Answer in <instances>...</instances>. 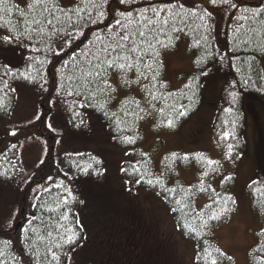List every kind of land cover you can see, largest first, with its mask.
<instances>
[{
    "label": "trees",
    "instance_id": "trees-1",
    "mask_svg": "<svg viewBox=\"0 0 264 264\" xmlns=\"http://www.w3.org/2000/svg\"><path fill=\"white\" fill-rule=\"evenodd\" d=\"M231 2L238 7L229 8L221 4V0H217L215 10L211 0H134L125 5L117 0H107V3L104 0H74L69 6L53 0L47 5L62 20L64 14L54 4L65 9H83L80 14L85 16V21L80 27L55 20L53 24L46 23L43 17L47 14L41 12L35 0H5L0 4L3 9L0 11V47L14 53L11 59L0 57V180L20 187V197L12 212L6 214V220L0 224V264H29V259L32 264H74L73 251L87 235L79 217V209L85 205L83 185L86 181L107 179L104 159L87 147L63 151L57 157L50 151L36 172L25 175L20 160L21 144L36 136L35 130L49 128L46 121L54 101L68 117L71 136L93 134L100 121L114 144L129 149V159L122 163V176L131 181L139 180V185L162 196L178 231L196 242V264H212L213 260L216 264H238L232 255L221 249L214 231L231 221L239 211L232 189L247 149L245 103L255 95L264 100V79L258 78L264 77V5L261 0ZM9 8L11 12L7 11ZM145 8L147 12L142 11ZM153 9L166 10L157 15ZM127 11L132 12L130 18L119 15ZM20 12L24 13V18ZM99 12H104L105 16L100 17ZM89 13L93 19H102L103 25L112 21L113 34L124 32L115 24L113 13L130 30L144 31L147 39L141 47L148 54L142 55L139 62L132 57L134 67L130 70L106 68V77L85 78L88 65L81 49L98 51L107 42L108 33L100 24L83 27ZM207 13H212L211 17ZM34 20H41V24L37 25ZM72 20H77V16L72 15ZM149 20L159 23L149 24ZM153 28L156 31L150 32ZM64 31L73 33L76 39L71 48L65 43L61 51L58 37ZM80 31L83 36L77 35ZM93 32H98L99 38L92 35ZM8 36L13 37L11 43L5 39ZM85 37L93 43L85 41L77 48ZM185 38L189 50L196 52L193 70L180 73V85L172 89L165 78L164 53L176 52ZM137 41L140 42L139 36ZM71 49L76 51L69 57ZM64 60L68 61L66 65ZM242 77L249 81L247 86L241 82ZM220 79L222 84L211 126L213 153L168 149L159 163L156 162L155 155L163 139L157 138L150 148L142 147L148 133L151 130L178 132L200 110L206 96L215 98L211 86ZM19 84L32 87L39 94V116L21 122L3 121L15 107ZM233 91L238 93L235 102L230 95ZM229 108L231 112L227 111ZM180 112L187 114L179 115ZM95 118H98L96 122ZM169 119L174 122L172 126H168ZM225 131L232 135L222 139ZM126 137L134 143H128ZM229 144L233 145L230 154ZM53 174L54 182L47 186V177ZM192 179V183L187 181ZM149 180L153 183L148 184ZM38 182L42 183L41 189L35 197H30ZM45 188L51 190L45 191ZM245 193L251 197L252 208L259 213L258 221L263 223L258 241L249 251V261L250 264H264L262 166L245 187ZM201 197L206 200L199 203ZM31 200L33 205L29 209ZM225 208L227 211H222ZM130 210V224L123 228L125 231L137 227L141 208L131 206ZM213 213L220 218L210 219ZM29 219L32 220L30 225ZM141 232L154 255L162 256L166 263L169 252L174 256L167 244H154L156 231L148 228ZM117 245L111 247V253ZM53 252L58 261L53 259ZM169 261L175 264V258Z\"/></svg>",
    "mask_w": 264,
    "mask_h": 264
},
{
    "label": "rangeland",
    "instance_id": "rangeland-1",
    "mask_svg": "<svg viewBox=\"0 0 264 264\" xmlns=\"http://www.w3.org/2000/svg\"><path fill=\"white\" fill-rule=\"evenodd\" d=\"M19 1L24 2V0ZM60 2L64 6H69L74 3V0H60ZM188 46V40L185 38L176 52L164 53L165 78L172 89L179 87L178 75L180 73L193 70L196 52L190 51ZM11 53L9 48L0 47V57L11 59L14 57V53ZM262 67L264 70V57H262ZM212 84L211 88L215 98L206 96L200 110L184 123L178 132L151 130L148 133L141 144L142 147L150 148L157 138L163 139L161 148L155 155L156 162L160 161V157L168 149L207 150L213 153L211 126L222 79ZM40 109L41 104L37 91L25 84H19L15 107L10 116L6 117L8 119L3 118V121L34 120L39 116ZM51 110L46 121L50 127H42L41 131L35 130L37 135L24 140L21 144L20 160L25 175L29 176L36 172L41 161L50 151L57 157L63 151H75L83 147L100 154L105 161L107 172L105 181L90 180L83 185L85 205L79 209V217L86 228L87 235L73 251L72 262L74 264H102L103 259V264H114L115 256L110 252L111 247L125 240L123 228L130 224V207L135 206L141 208L137 218V227L134 229L136 232L140 233V229L151 228L152 232L153 230L157 232L154 244L162 242L172 250L174 247L179 259L178 262L174 255L175 264H196L197 244L178 231L176 221L162 196L122 176V163L129 159V149L114 144L110 133L100 121L97 122L93 134L91 132L71 136L68 133L70 132L69 120L63 109L54 101ZM245 113L247 149L238 170L237 182L232 189L239 203V211L231 221L217 227L214 231L219 246L223 251L232 255L238 264H250L249 251L257 243L258 232L263 228L262 221H258V211L252 208L251 197L245 193V187L255 177L257 169L261 166L264 168V100L262 97L256 95L251 97L245 103ZM97 119L95 118V122ZM196 120L198 123H195ZM49 177H52V180L46 182L47 186L54 182L55 175H49ZM217 180L218 178L215 182ZM187 181L192 183L194 179ZM38 185L42 187V183H36L30 192V197L38 193L41 188L37 187ZM19 197V185L0 180L1 225L6 220V214L12 212L15 201ZM205 200L201 197L199 203ZM31 208L32 200L29 203V209ZM171 234L172 236L168 237ZM153 262L167 264L159 255H153Z\"/></svg>",
    "mask_w": 264,
    "mask_h": 264
},
{
    "label": "snow or ice",
    "instance_id": "snow-or-ice-1",
    "mask_svg": "<svg viewBox=\"0 0 264 264\" xmlns=\"http://www.w3.org/2000/svg\"><path fill=\"white\" fill-rule=\"evenodd\" d=\"M50 2H53V0H35V3L37 5V7L41 10L42 13H46L47 15H45L43 17L44 21H46V23L48 24H53V21L55 20L57 23H64L67 22L69 23V25L71 24H76L77 27H80L82 22L85 21V16L81 15L80 13L83 12V9H74V8H68L65 9L63 7H60L58 5L54 4V7L57 8L60 12H62L64 14V18L63 20L61 19V17H57L54 15L53 10L48 8V4ZM118 3H120L121 5H125V4H131L134 3V0H117ZM262 5H264V0H261ZM5 0H0V4H4ZM104 3H107V0H104ZM217 4V0H211V5L213 6V9L215 10V6ZM221 4L227 5L229 8H237L238 5L236 3H232L231 0H221ZM29 7H31V5H28ZM95 6V5H94ZM166 9H153L154 12L157 13V15L159 14V11H165ZM0 11H3V9H0ZM7 11L11 12L12 9H7ZM143 12H147L148 9L145 8L142 10ZM72 15H76L77 16V20L73 21L72 20ZM121 17H126V18H130L132 16V12L131 11H127V12H120L119 14ZM207 15L209 17H211L212 13H207ZM20 16L22 18H24V13L20 12ZM99 16L100 17H104L105 13L104 12H99ZM49 17H51V19H49ZM147 19V18H145ZM113 20L115 22L116 25L121 26L124 29L123 34H113L111 31V25H112V21H109V24L107 25H103V21L102 19L97 20V19H93L91 17V14L89 13L87 16V20L86 23H83V27H87L88 24H100L102 25L104 28L108 29V33H107V42L104 43L103 47L100 48L98 51H93L92 49H81V52L83 55H85L86 57V62L88 65V71L85 74V78L87 77H92L93 79H98L101 77H106L107 72H106V68H112V67H117L119 69H131L134 67V64L131 62L132 61V57L136 58V61L139 62L140 57L142 55H147L148 53L146 51H144L141 47V45L144 43V41L147 39L145 32L144 31H140V30H130L128 28L127 24H122V21L118 18H116V14L113 13ZM34 23H36L37 25L41 24V20H34ZM149 24L152 23H159L158 21L153 22V21H148ZM164 23H167V21H164ZM54 26V25H53ZM150 32H155L156 29H150ZM160 31H163V28H160ZM77 35L79 36H83V32L80 31L77 33ZM92 35H97L99 38V33L98 32H93ZM137 36H139L140 38V42L138 43L137 41ZM5 39H7V41L9 43L12 42L13 37L8 36ZM76 36L73 35V33L68 32V31H64L63 34H61L58 37V43L60 45L61 51H64V44L67 43L69 45V48H71V45L73 42H75ZM85 41H87L88 44H92L93 42L91 40H88L87 37H85L84 40L80 41L79 44H77V48H80V44H83ZM159 43H163L162 41H158ZM199 43V42H197ZM76 49H71V51L68 53L69 57H71L74 53H75ZM126 54V55H125ZM54 55H59V53H54ZM114 57V58H113ZM119 61H124V62H119ZM63 63L66 65L68 63L67 60H64ZM251 67V65L249 66ZM137 71L139 72V69L137 67ZM237 72H239V69H237ZM202 75L206 74V73H201ZM139 75H143V73H139ZM53 77H55V66H53ZM260 79H264V77H258ZM145 79H148V77L145 76ZM153 80L156 79L155 76L152 77ZM106 82V81H105ZM241 82L247 86L249 81L247 79H243V77L241 78ZM125 83H128L127 81H125ZM187 86V85H186ZM230 95L233 97V102H235V98L237 97L238 93L233 91L230 93ZM161 111H163V109H161ZM227 111L231 112L232 109L229 108L227 109ZM186 112H180L179 115H186ZM77 115H79V113H77ZM168 126H172L173 125V120L169 119L167 121ZM50 127V125H49ZM230 135H232V133L225 131L223 133L222 139H227ZM125 140L128 143H134V141L130 138V137H126ZM233 148V145L229 144L228 145V150H229V154L231 153ZM41 163H43V161H41ZM97 163H99V161H97ZM85 171H87L85 169ZM205 175H207V173H205ZM48 180H52V177H47ZM230 179V177H229ZM140 181L137 180V183H139ZM148 184H152L153 182L151 180L147 181ZM56 187H59V185H55ZM37 187H41V185H38ZM51 189L49 188H45V191H50ZM228 199H231V197H229ZM222 211H227V208L223 209ZM219 215L213 213V215L210 217V219H219ZM27 223L30 225L32 223V220L29 219L27 221ZM193 231H195V229H193ZM69 243H71V238H69L68 240ZM59 247V246H58ZM53 259L58 261V257L56 256V253L53 252L52 253ZM29 264H32L31 260L29 259ZM212 264H216V261L213 260Z\"/></svg>",
    "mask_w": 264,
    "mask_h": 264
},
{
    "label": "flooded vegetation",
    "instance_id": "flooded-vegetation-1",
    "mask_svg": "<svg viewBox=\"0 0 264 264\" xmlns=\"http://www.w3.org/2000/svg\"><path fill=\"white\" fill-rule=\"evenodd\" d=\"M135 229V228H134ZM124 230L125 240L117 243V247L112 249V254L115 256L116 262L114 264H152L153 262V251L151 247L149 249V242L145 239L141 229L139 232L135 230ZM116 245V243H115ZM173 245V244H172ZM174 246V245H173ZM175 257L177 254L173 248ZM169 259H174V256L171 252L168 253V262ZM174 261V260H173ZM179 262V259L177 258ZM156 264V263H155ZM173 264V263H172Z\"/></svg>",
    "mask_w": 264,
    "mask_h": 264
}]
</instances>
